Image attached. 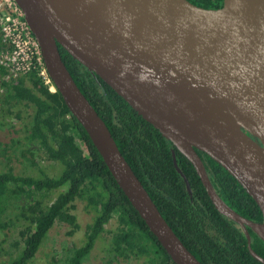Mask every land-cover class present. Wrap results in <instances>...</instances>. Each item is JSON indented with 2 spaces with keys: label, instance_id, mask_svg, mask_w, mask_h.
<instances>
[{
  "label": "water",
  "instance_id": "water-1",
  "mask_svg": "<svg viewBox=\"0 0 264 264\" xmlns=\"http://www.w3.org/2000/svg\"><path fill=\"white\" fill-rule=\"evenodd\" d=\"M48 76L114 181L174 264H201L173 233L81 93L58 46L98 76L194 167L219 214L264 243V0H14ZM196 151L254 200L260 223L215 192Z\"/></svg>",
  "mask_w": 264,
  "mask_h": 264
},
{
  "label": "trees",
  "instance_id": "trees-1",
  "mask_svg": "<svg viewBox=\"0 0 264 264\" xmlns=\"http://www.w3.org/2000/svg\"><path fill=\"white\" fill-rule=\"evenodd\" d=\"M188 1L205 9L222 6V0ZM58 49L77 87L105 123L121 155L188 251L201 264H262L250 255L241 227L217 212L193 165L98 76L60 46ZM6 75L0 68V87L6 101L33 110L28 140L38 145L48 161L63 166L57 179L22 177L11 168L0 173V231L16 227L12 219L7 223L1 221L4 214L10 213L16 222L23 224L20 241L13 245L18 255L8 264L31 263L56 223L69 226L70 236L78 231V217L72 213L78 200L84 202L87 213L93 214L94 219L86 228L82 245L69 251L65 264L87 261L115 213L117 229L111 233L105 264L128 260L174 264L120 190L60 94L44 85L36 72L8 80L4 79ZM196 152L219 197L242 217L260 223V209L238 182L205 153ZM64 186L66 191L55 198L52 194ZM22 196L29 203L6 213L9 201ZM248 231L251 248L264 259V243ZM21 244L23 248L19 250Z\"/></svg>",
  "mask_w": 264,
  "mask_h": 264
},
{
  "label": "rangeland",
  "instance_id": "rangeland-1",
  "mask_svg": "<svg viewBox=\"0 0 264 264\" xmlns=\"http://www.w3.org/2000/svg\"><path fill=\"white\" fill-rule=\"evenodd\" d=\"M52 91L55 89L52 88ZM32 116L31 107L15 104L12 100L6 101L4 90L0 87V173L11 168L15 175L22 177H30L36 180L57 179L63 173L62 164L48 161L39 150L38 145L28 140ZM75 138L80 144L79 139L76 136ZM66 189L67 187L64 186L52 195L56 198ZM27 203L29 200L25 196L20 199H11L6 213L14 212L15 206H23ZM84 206V202L78 200L75 210L72 211L78 217L79 230L70 236L68 234L71 231L69 226L56 223L44 241L37 257L29 264H65L69 251L82 245L86 228L94 219L93 214L87 213ZM116 217L117 214L115 213L114 220ZM11 219L16 227L9 226L5 231H0V264H8L18 255V251L13 245L16 241H20L19 232L23 224L18 221L17 223L10 213L1 217V221L5 223ZM114 220L106 228V233L98 240L84 264H105L111 233L117 229ZM22 248L23 245L21 244L19 250ZM112 264H142V262L128 260L116 261Z\"/></svg>",
  "mask_w": 264,
  "mask_h": 264
},
{
  "label": "built area",
  "instance_id": "built-area-1",
  "mask_svg": "<svg viewBox=\"0 0 264 264\" xmlns=\"http://www.w3.org/2000/svg\"><path fill=\"white\" fill-rule=\"evenodd\" d=\"M0 68L7 72L6 80L36 72L53 88L39 44L14 0H0Z\"/></svg>",
  "mask_w": 264,
  "mask_h": 264
}]
</instances>
